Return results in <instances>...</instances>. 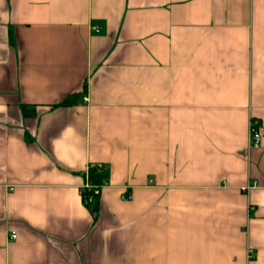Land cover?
Listing matches in <instances>:
<instances>
[{
  "label": "crops",
  "instance_id": "obj_1",
  "mask_svg": "<svg viewBox=\"0 0 264 264\" xmlns=\"http://www.w3.org/2000/svg\"><path fill=\"white\" fill-rule=\"evenodd\" d=\"M0 264H264V0H0Z\"/></svg>",
  "mask_w": 264,
  "mask_h": 264
},
{
  "label": "built area",
  "instance_id": "obj_2",
  "mask_svg": "<svg viewBox=\"0 0 264 264\" xmlns=\"http://www.w3.org/2000/svg\"><path fill=\"white\" fill-rule=\"evenodd\" d=\"M92 30H97V27L93 26ZM84 99L86 100V98H84ZM258 126H259V124H258L257 120L250 119L249 136H250V139L252 140L254 146H256L260 140V134L258 131ZM92 167L93 166H90L89 168H92ZM97 167H101V166H97ZM87 173H88V170L86 171V181H85L84 185L81 187L80 192H81L82 199H83L84 203L85 204H91L93 198L100 196L102 189L107 186V183L102 182L100 185H93L88 180ZM250 188H251V186H248V187L244 188L243 190L248 191ZM120 199L124 202L130 201L132 199L131 192L128 189H124V192L120 196ZM15 238H16V234L11 233L10 239H15Z\"/></svg>",
  "mask_w": 264,
  "mask_h": 264
},
{
  "label": "trees",
  "instance_id": "obj_3",
  "mask_svg": "<svg viewBox=\"0 0 264 264\" xmlns=\"http://www.w3.org/2000/svg\"><path fill=\"white\" fill-rule=\"evenodd\" d=\"M71 103V100H66L63 104L68 105ZM62 104V105H63ZM106 172L103 171L101 167L93 166L88 169L87 178L93 185H100L102 182H105ZM89 205V204H86ZM95 210V209H94Z\"/></svg>",
  "mask_w": 264,
  "mask_h": 264
}]
</instances>
